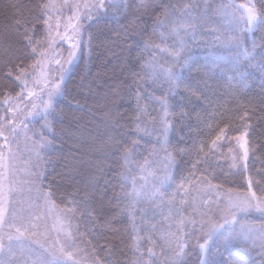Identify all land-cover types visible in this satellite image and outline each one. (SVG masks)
Segmentation results:
<instances>
[{"label": "trees", "instance_id": "16d2710c", "mask_svg": "<svg viewBox=\"0 0 264 264\" xmlns=\"http://www.w3.org/2000/svg\"><path fill=\"white\" fill-rule=\"evenodd\" d=\"M221 1L225 0H136V3L150 4L157 9L175 5L177 11L168 18L169 24L173 21L178 25L195 20L198 27L197 41L200 46L192 43L189 37L185 54L191 52L196 56L199 70L190 73L188 81L193 87L199 85L203 88V78L208 87L204 88L203 96L198 92L196 97H191V102H180L179 97L176 98L174 119H179L180 112L190 115L177 125L175 135H169L171 143L168 145V152L175 153L177 137L182 136L183 143L194 158L201 142L211 144L216 136H220L214 146L215 155L211 157V167H201L200 172L196 173L197 179L185 184L187 191L178 190L181 182L179 177L189 176V172L184 169L191 170V165L187 163V153L179 172L173 166L170 171L177 176V180L171 183V187L165 185L168 192L163 202L157 199L156 203H152L154 197L150 195H143L140 200L124 196L121 186L124 185L126 191L131 193L132 180H121L119 173L125 169L114 143L118 133L129 132L123 121L119 126L116 125L120 118L117 110L125 113L127 109L125 119H130L135 111L136 100L130 95L128 86L133 83L134 78L140 82L142 76L151 91V80L144 76V72L149 69H142L141 65H147L153 59L152 50L144 51L140 41L150 38L159 42V36L152 33L151 25L146 35H137L132 31L135 26L133 14L128 13L126 16L122 9V23H117L109 16L105 18L107 23L91 30L96 37L92 43L91 57L87 64L85 59H80L67 79L66 94L57 103L53 124L57 136L56 150L45 157L44 163L48 174L46 185L50 182L56 189V197L52 202L71 222L76 243L88 264H94V261L102 264L108 258V253L102 251L105 242L112 249L113 261H119V264H173L177 259L173 255L175 242L183 239L181 221L190 220L189 217L194 212L191 197L200 186L210 183L225 191L243 194L255 192L258 197L264 193V106L261 104L264 99L261 87L264 76L258 69L250 68L251 75L247 79L241 81L238 75L231 81L228 79V76L234 75L230 71V58L236 55L235 47H229L228 40L231 39L234 45L235 38L240 37L243 46L254 53L255 64L261 59L264 26L256 27L251 32L242 28L226 31L218 18ZM251 1L255 6L257 20H264V0ZM49 2L50 0H0V68L8 60L20 62L31 52V49L25 52L23 42L15 31L13 8L10 4L20 3L35 11L37 4ZM185 5L195 13L194 17L181 13ZM160 18L165 19L163 15ZM144 19L151 21L152 17L146 16ZM204 25H210L217 31L211 32ZM125 27L129 29L127 42H113L115 35L111 30L124 31ZM42 35L38 33L36 40H41ZM217 36L221 39H217ZM253 40L255 49L252 46ZM167 43L171 45L176 41L170 37ZM36 47L41 46L37 44ZM157 59L161 65L171 63V57ZM33 62L32 59L27 60L28 65ZM242 64L246 65L247 61H242ZM206 69H210L207 76ZM134 73L141 75L134 77ZM166 87V84L157 87L154 95H159ZM13 88L14 79L9 82L0 77V101H3L5 94L15 96L19 89L12 91ZM178 91L181 96L189 95L183 87ZM221 128L227 133V138L220 132ZM242 137L246 138L247 143V163L236 170L231 153ZM150 139L152 143L147 145V150L152 149L156 137L151 136ZM161 140L163 142V138ZM141 147H145L143 141ZM204 151H208L207 147ZM142 155H147V151ZM174 158L179 160V157ZM165 166L168 167L163 148L157 147L153 166L155 174L161 176ZM131 168L138 185L140 171L135 162ZM249 178L253 181L251 189ZM71 193H76L78 201L87 199V206L81 203L78 211H69L68 200ZM86 208L95 209V224L89 229H86L88 221L82 215ZM251 218L257 217L252 215ZM188 229L191 230L190 224ZM253 241L243 242L240 246L249 248L253 257L258 259L260 243L254 241L253 247ZM148 249L153 250V256L149 255ZM182 259L184 264H199L200 257L194 250Z\"/></svg>", "mask_w": 264, "mask_h": 264}, {"label": "snow or ice", "instance_id": "6c2138e0", "mask_svg": "<svg viewBox=\"0 0 264 264\" xmlns=\"http://www.w3.org/2000/svg\"><path fill=\"white\" fill-rule=\"evenodd\" d=\"M10 7L13 8L15 31L23 42L25 52L28 49H31V52L22 58L20 62L13 63L8 60L0 68V77L9 82H13L14 79L15 88L12 91L19 89V91H16L15 96L5 94L3 101H0V108H4V114L0 115V137L3 138L4 145L7 146V160L5 159L4 147L0 146V226L7 223L9 227L15 228L16 232L19 233L16 238L19 239L25 232L36 227L34 219L39 220L40 216L33 209L39 205V202L43 200L45 204H50L55 199L56 189L50 182L46 185L48 174L43 165L45 157L56 150L55 140L57 136L53 124L56 119L57 101L63 99L66 94V82L71 76L74 63L80 59H85L87 64L91 57L92 43L96 39L91 30L107 23L105 18L109 16L117 23H122L120 19L121 9L126 16L128 13L133 14L132 21L135 26L132 31L136 32L137 35L142 37L146 35L151 25L152 33L159 36V42L150 38L140 41L144 51L152 50L153 59L147 65H141L142 69H149V71L144 72V76L151 80V91L149 90L150 86L142 76L140 82H137L134 78L133 83L128 86V91L136 100L135 111L130 119H125L127 109H125V113L117 110V116L120 118L117 119L116 125L119 126L123 121L124 126L129 129L128 133H118L117 137L114 138L115 150L121 155L122 167L125 169L119 175L121 180L125 182L129 179L132 180L133 189L131 193H128L125 186L122 185L121 192L124 196H131L133 199L138 200L141 193L136 191V176L131 165L135 162L136 167L142 174L148 172L155 164L157 147L163 148L165 163L168 168L165 170L162 179L154 182L151 189L146 186L143 187L145 195L154 197L152 203H156L157 199L163 202L168 192L165 185L171 187V183L177 180V176L171 174L170 170L174 166L176 172L180 171L181 163L185 162V153H187V163L191 165V170L184 169V171L189 172V176L179 177L181 182L178 185V190L187 191L185 184H188L190 180L197 179L196 173L200 172L201 167H211V157L215 155L214 146L220 136H216L211 144L201 142V147L196 151L194 158L192 152L188 151L187 145L183 143L182 136L177 137L175 153L168 152V145L171 143L169 135H175L177 125L181 124L190 115L189 113L180 112L179 119H174L176 115V98L179 97L180 102L185 100L191 102V97H196L198 92L203 96L204 88L208 87L207 81L203 78H201L203 88L199 85L193 87V84L188 81V75L194 70H199L196 64V56L191 52L185 54L190 41L196 44L197 47L200 46L197 41L199 32L195 20L187 23L181 22L178 25L175 21L169 24L168 18L177 11V6L168 5L163 9H157L150 4L136 3V0H94L93 3L85 2L83 5H73L65 0L60 8L69 9L71 15L68 17L67 22L63 23L62 12L58 11L55 25H53L54 18L50 12L54 5L50 3L37 4L35 11L20 3H11ZM81 7L86 10L83 19H81L79 12ZM181 13L185 16L194 17L195 15L187 5L181 9ZM161 15L165 19L162 20ZM146 16H151L152 20L144 19ZM241 18H244L243 13ZM204 26L208 27L211 32L217 31L211 28L210 25ZM260 26H264V20H257L255 6L252 5L248 8V15L245 19V31L251 32L254 28ZM62 27L63 32L60 31ZM111 31L115 35L113 42H127L129 39L128 27H125L124 31ZM38 33L43 34L41 40L35 38ZM170 37L174 38L176 43L168 44L167 41ZM216 38L221 39L219 36ZM64 43L69 45L67 59H62L61 49ZM134 43L136 42L134 41ZM37 44L41 47L37 48ZM228 46L236 49V55L230 58L232 65L230 71L234 74L228 76L230 81L235 79L237 75L241 81L247 79L251 75L250 68L258 69L261 75L264 76V43L261 44V59L255 64L253 63L255 60L254 53L243 46L240 37L235 38L234 45L232 40L229 39ZM252 46L255 49L254 40ZM167 57H171L170 64L161 65L158 63L157 58ZM28 59H32L34 62L28 65ZM219 59L229 58L219 57ZM242 61H247V64H242ZM52 63H55L58 67L55 70L49 68L45 72L43 65H51ZM208 71L210 69H206L205 76L208 75ZM133 75L136 77L141 74L134 73ZM30 84L32 87H29ZM163 84L167 85L166 89L161 91L159 95H154L156 88L162 87ZM37 86H40L39 95L34 90ZM182 87L185 92L189 93L188 96L180 95L178 90ZM261 87L264 90V84ZM24 101H27V103H25L24 109L21 110L18 104ZM261 104L264 106V99H262ZM5 105L7 107H4ZM8 112H12L13 115L8 117ZM21 116L28 123L33 121L36 123L43 121V123L40 132L32 133L30 138L32 139V149L27 161V206H21L17 210L11 207L16 190L13 187L14 181L12 179L16 157L10 146L15 143L20 131L28 126L27 123L21 122L22 127L18 129L16 122L20 121ZM220 132L227 138V133L224 132L223 128L220 129ZM151 136L156 137L155 144L151 150H147V145L152 143ZM146 137H149V139H146ZM161 138H163V142ZM142 141L145 146L143 149L141 147ZM240 146L244 147L243 144ZM205 147L208 149L207 152L204 151ZM144 151H147V155H142ZM246 155L247 150H245ZM32 156L35 157L34 161L31 159ZM174 157H179V160ZM141 180H146V178L141 175ZM6 184L7 188L5 187ZM248 184L249 189H251L253 186L251 178H249ZM208 187L212 188L214 186L209 183ZM70 197L68 210L71 212L78 211L81 203L86 206L89 203L87 199L78 201L76 193H71ZM253 212L259 213L261 218H264V193L259 197L255 192H252L251 196H245L237 200L229 198L226 204L223 201L217 203L215 209L207 206L206 203L202 204L198 219L194 216L190 221H181L183 239L175 242L173 255L177 259L173 264H184L182 257L194 250L200 257L199 264H264V229H261L258 233L260 245L257 259L253 257L249 248L240 246L241 243L252 240L251 232L237 231L235 228L240 220L245 219ZM94 213V208H86L82 213L88 221L85 224L86 229L92 228L95 224ZM6 214L8 215L7 219ZM189 224H191L190 231L188 229ZM12 238V236H9L10 240ZM35 243H39V241L37 240ZM40 247L43 248L44 246L40 245ZM3 248V244L0 243V253L3 252ZM9 248H11V245H9ZM102 251L108 253V258L103 260L102 264H119V261H113L112 249L107 242H105ZM148 252L150 256L154 255L152 249H148ZM235 257H239V259H235ZM0 264H16V262L0 260ZM24 264H27V261ZM32 264H49V262L39 259L33 261ZM56 264H60V262L57 261ZM94 264H101V262L94 261Z\"/></svg>", "mask_w": 264, "mask_h": 264}, {"label": "rangeland", "instance_id": "374dc122", "mask_svg": "<svg viewBox=\"0 0 264 264\" xmlns=\"http://www.w3.org/2000/svg\"><path fill=\"white\" fill-rule=\"evenodd\" d=\"M65 0H50V4L54 5L53 8L50 9L51 15L53 19V25H55L57 17V12H62V22L66 23L68 17L71 15V12L67 8L61 9L60 6L64 4ZM69 3L75 5L80 4L83 5L85 2L93 3L94 0H68ZM234 5V7H233ZM253 5L251 0H225L221 1V7L219 10L218 18L222 22V25L226 31L236 30L238 28H242L245 30V19L248 15V8ZM86 10L81 7L79 9L81 19H83V14ZM243 13V17L241 18V14ZM257 18V17H256ZM75 22V21H73ZM63 32V27L60 30ZM68 49L69 45L67 43L63 44L61 49L63 55L62 59H67L68 57ZM79 55V53H78ZM79 62L76 61L74 63L73 68ZM45 72L49 70V68L55 70L58 66L55 63L44 64L43 65ZM39 75V72L37 73ZM29 87H32L30 84ZM37 94H40V86H37L34 89ZM61 99H58L57 103ZM24 102H20L18 107L23 110L25 107ZM4 107H7L6 105ZM4 114V108H0V115ZM8 117L13 115L12 112H8ZM27 123L28 126L26 129L21 130L18 138L15 143H13L10 147L12 149L13 154L16 157L15 160V168L13 169L12 179L14 181L13 187L15 190L14 198L12 199V208L19 210L21 206H27L28 201V193H27V161L29 159V153L32 149V133H39L41 129V124L43 121L36 123L31 122L28 123L24 121L23 116H21L20 121H17V127L20 129L22 127V123ZM243 144L242 148L240 145ZM0 146H3L5 151V159L7 160V146L4 145L3 138L0 137ZM245 150H247L246 138L242 137L239 140L234 151H232V164L234 169L238 170L244 167L247 163V155L245 156ZM31 159L34 161L35 157L32 156ZM44 167V165H43ZM168 167H164L163 174L161 176H157L155 174V169L152 167L146 173L139 172V183L136 184V191L140 192L141 195L138 198L139 200L143 195V187H147L151 189L154 182H158L162 179L165 174V170ZM141 175H143L146 180H141ZM7 188V184L5 185ZM252 192L249 193H237L232 191L221 190L217 187L209 188L208 185L200 186L196 192L191 197V204L194 209V212L189 217L190 220L194 218V216L198 219L199 212L201 211V205L207 204L211 208L215 209V206L220 201H223L225 204L228 203L229 198L232 200H237L239 198H243L245 196H251ZM34 203V201H33ZM39 216V220L34 219V224L36 227L31 229L28 232H25L22 237L17 239L19 233L16 232L15 228L9 227L6 223L3 226H0V243L3 244V252L0 253V260H9L15 261L16 264H24L27 261V264H32L33 261L44 259L49 262V264H56L57 261L60 264H88L84 260V256L81 252V249L78 247L76 243V237L74 235V228L69 221L68 218L65 217L64 212L59 210L53 202L50 204H45L43 200L39 202V205L33 209ZM252 215H255L257 218H251ZM8 215L6 214V219ZM258 219V221H256ZM189 220V221H190ZM257 222V223H256ZM191 226V224H190ZM235 228L237 231L243 230L246 233L251 232L252 239L258 243H260L258 233L261 229H264V218H261L259 213L253 212L251 215L247 216L245 219L240 220ZM9 236L13 238L10 240ZM39 241V243H35V241ZM11 245V248H9ZM40 245L44 247L41 248ZM30 246V248H29Z\"/></svg>", "mask_w": 264, "mask_h": 264}]
</instances>
